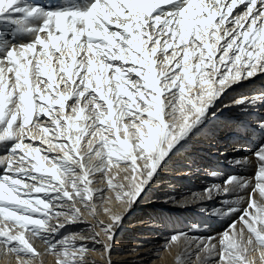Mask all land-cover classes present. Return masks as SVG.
<instances>
[{
    "label": "snow or ice",
    "instance_id": "snow-or-ice-1",
    "mask_svg": "<svg viewBox=\"0 0 264 264\" xmlns=\"http://www.w3.org/2000/svg\"><path fill=\"white\" fill-rule=\"evenodd\" d=\"M0 25L10 26L0 31V253L15 264H87L101 235L112 264L115 209L146 194L228 90L264 75V0H0ZM258 102L264 92L231 106ZM246 151L228 164L251 175L213 170L222 183L203 189L225 227L174 232L166 250L193 249L196 264H264V137L233 147ZM86 213L100 231H69ZM191 255L178 251L175 264Z\"/></svg>",
    "mask_w": 264,
    "mask_h": 264
},
{
    "label": "bare ground",
    "instance_id": "bare-ground-1",
    "mask_svg": "<svg viewBox=\"0 0 264 264\" xmlns=\"http://www.w3.org/2000/svg\"><path fill=\"white\" fill-rule=\"evenodd\" d=\"M57 2L61 3L63 0ZM5 28L10 26L0 25V31ZM261 92H264V75L234 85L220 98L218 104L224 105L219 108L217 116L206 122L188 145L175 152L162 164L154 175L151 186L142 196L143 199H139L127 212L123 206L115 209L123 215V223L116 230L117 240L111 253L112 264H144L146 261H149V264H175L178 251L192 252L188 264H196L197 258L193 249L169 246L171 250H166L167 238L172 233L181 231L194 232L197 235H214L225 227L226 221L216 219L217 225L213 227L200 225L205 224L201 222L200 211L219 204V200L203 199V189L213 182L221 183L222 177H210L209 172L213 170L251 175V169H234L229 166L228 161L237 155H250L247 151L240 154L233 152L235 145L243 144L251 149L264 137V131L259 127L260 122L264 121V103L258 102L255 107L231 105L233 100L241 96L258 95ZM3 154L4 149L0 146V156ZM2 171L3 168L0 167V172ZM95 186L106 187L100 182L99 176L96 178ZM107 195L109 193L105 191V196ZM97 203H100L99 199ZM164 215L169 217L165 220ZM97 220L108 222L102 210ZM94 223L86 213L83 222L70 226L69 231L80 232L83 229L84 235L91 231L99 232L100 229L94 227ZM194 224L198 227L193 228ZM164 232L166 235L163 236L161 233ZM99 239L101 244L92 245L89 242V247L96 250L87 253V264H105V260L102 259L104 237L101 235ZM155 239L162 241H154ZM144 241L148 242L145 244ZM36 246L41 251L46 247L41 241H37ZM43 259L45 264H53L52 255H45ZM0 264H15V258L5 257L1 253Z\"/></svg>",
    "mask_w": 264,
    "mask_h": 264
},
{
    "label": "rangeland",
    "instance_id": "rangeland-1",
    "mask_svg": "<svg viewBox=\"0 0 264 264\" xmlns=\"http://www.w3.org/2000/svg\"><path fill=\"white\" fill-rule=\"evenodd\" d=\"M262 104L264 103V102H261ZM224 105V103H222V104H218V107L219 108H221L222 106ZM257 105V104H256ZM253 107V106H252ZM255 107V106H254ZM238 119H240V120H242L241 118H238ZM38 143V142H37ZM234 145V144H233ZM167 170V169H166ZM225 174H228V173H225ZM221 183H222V178H221ZM151 198V197H150ZM143 198H141L140 200H142ZM139 202H141V201H139ZM152 206H156V205H152ZM217 206H218V204H217ZM209 209H211V208H209ZM208 208H204V209H202L201 211H200V216H201V222H203V223H205V224H201L200 223V225H202V227H207V226H209V227H213V226H215V225H217V222L218 221H216L215 219H213V218H211L208 214H207V210H209ZM138 211V210H137ZM167 217H169V216H163V218L166 220L167 219ZM161 234H163V236L164 235H166V232H164V233H161ZM117 238V236H115V241L117 240L116 239ZM160 239H155L154 241H159ZM160 241H162V240H160ZM145 242V244L148 242V241H144ZM0 255H1V253H0ZM127 259H130V258H127ZM144 264H149V261H146Z\"/></svg>",
    "mask_w": 264,
    "mask_h": 264
}]
</instances>
